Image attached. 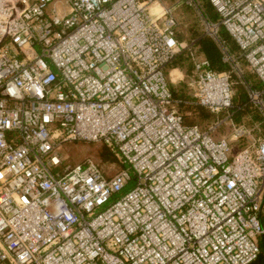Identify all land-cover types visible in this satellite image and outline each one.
Wrapping results in <instances>:
<instances>
[{
    "label": "built area",
    "instance_id": "2783aa9c",
    "mask_svg": "<svg viewBox=\"0 0 264 264\" xmlns=\"http://www.w3.org/2000/svg\"><path fill=\"white\" fill-rule=\"evenodd\" d=\"M182 1L227 70L177 39L173 7L162 0H0V264L257 258L264 0H207L216 20L200 0ZM183 50L197 104L228 112L240 83L261 120L234 125L228 138L183 123L164 73ZM243 137L252 142L229 159V140ZM72 140L103 142L123 166L107 174L90 158L62 165L60 149Z\"/></svg>",
    "mask_w": 264,
    "mask_h": 264
},
{
    "label": "rangeland",
    "instance_id": "374dc122",
    "mask_svg": "<svg viewBox=\"0 0 264 264\" xmlns=\"http://www.w3.org/2000/svg\"><path fill=\"white\" fill-rule=\"evenodd\" d=\"M162 1L169 5H172L173 7L174 15L178 21V25L176 28V37L180 42L189 43L190 40L193 39L194 36L192 35L194 33L201 34L203 32L200 28V23L198 21L197 13L191 8L185 6L182 0H162ZM148 8H149V12L153 10L151 7ZM193 53L195 54L194 51ZM183 57L185 61L182 67L183 69L174 68L170 64L164 71L165 78L169 88L181 89L185 91L187 95V100L194 102L195 101V98L193 96L194 88L191 85V78L193 76L192 64L190 63L189 59L186 56L183 55ZM240 66L244 69L245 73H247L248 79H251L253 82H257L254 75H252L247 69L246 63L244 61L240 62ZM236 77L237 76H235L234 74L232 75L233 80H236L237 79ZM233 90H234V86H233ZM247 104L250 106L251 109L249 110L248 113L240 115L239 121H236L235 119L237 114H232V112L234 111V108H232L228 112L222 111L219 113H212L215 116V119L212 122H210L209 125L204 127L203 130H211L210 134L213 138H222V137L228 138L231 134L234 125L244 124L246 127H251L253 124L258 123L261 120L259 112L248 101V98H247ZM229 113L231 114V117H228ZM251 142L252 141L249 137H243L238 140H229L230 152L228 153V158L231 159L237 151L249 145ZM102 144L103 142L100 141L86 142L80 140H72L66 142L65 144L62 145L60 149L61 155L63 157L62 165H74L72 164V162H75L76 157L77 159H79V161L76 164H80L86 159L90 158L93 159L95 162H97L105 173L111 174L115 172L116 170L122 167V163L118 158L112 162L101 161L99 153ZM75 152L76 154L75 156H73V153ZM131 186L132 183H130L127 187H125L126 190L129 189ZM119 195L120 194L114 195L110 199V201L106 203L104 206L108 205L110 202H112L114 198H117ZM260 218L264 223V186L261 191ZM261 240L264 241V234L259 237L260 246H261Z\"/></svg>",
    "mask_w": 264,
    "mask_h": 264
},
{
    "label": "trees",
    "instance_id": "16d2710c",
    "mask_svg": "<svg viewBox=\"0 0 264 264\" xmlns=\"http://www.w3.org/2000/svg\"><path fill=\"white\" fill-rule=\"evenodd\" d=\"M200 2L203 5L204 10L207 12L209 17L212 20H216L217 18L216 13L214 9L212 8V6L210 5V3L207 0H200ZM200 28L202 30L201 24H200ZM220 34L222 38L228 44L229 48L233 52H237L238 49H237L235 42L226 33V31L223 28H220ZM192 36L194 37L193 39L190 40L189 43L193 41L191 50H193L197 56L199 57L203 56L207 58L210 61L211 67L216 71H225L228 69V65L221 61L220 52L215 42L209 36L203 35V32L201 34L194 33ZM183 55L186 56L189 59L190 63L192 64V61L190 59V50H183L181 53L178 54V56L171 63V65L174 68L183 69L182 67L185 63ZM192 70H193V66H192ZM255 86L259 87L257 82H255ZM169 89L172 94V98L174 99L175 109L181 115L183 123L189 124V125H198L201 129H203L215 119V116L207 108L197 104L195 101L193 102V101L187 100V95L185 91L181 89H171V88ZM233 91H234L233 92V102H232L233 103L232 108H234L233 114H237L235 119L236 121H239L240 115L248 113L251 108L247 104L246 93L243 90V87L239 83L234 84ZM75 154L76 152L73 153V156H75ZM99 155H100L101 161L112 162L117 159V157L109 150V148L104 143L102 144L100 148ZM78 161L79 159H77L76 157L75 162H72V164L76 165ZM125 190L126 188L123 190V192ZM261 223L264 226V223L262 220H261ZM250 264H264V241L263 240H261L260 252L257 258Z\"/></svg>",
    "mask_w": 264,
    "mask_h": 264
}]
</instances>
